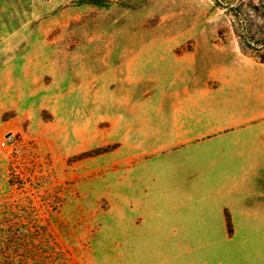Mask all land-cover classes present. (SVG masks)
Wrapping results in <instances>:
<instances>
[{"label":"rangeland","instance_id":"1","mask_svg":"<svg viewBox=\"0 0 264 264\" xmlns=\"http://www.w3.org/2000/svg\"><path fill=\"white\" fill-rule=\"evenodd\" d=\"M102 1L0 0L2 254L264 264V66L213 0Z\"/></svg>","mask_w":264,"mask_h":264},{"label":"trees","instance_id":"2","mask_svg":"<svg viewBox=\"0 0 264 264\" xmlns=\"http://www.w3.org/2000/svg\"><path fill=\"white\" fill-rule=\"evenodd\" d=\"M213 1L217 8L225 10L230 16L231 25L233 32L238 39L239 48L244 52L254 53L259 63L264 66V0ZM87 2L98 7L106 6V3L102 0H87ZM8 233L10 236H12L11 239L14 240L15 244L20 242V239H18L17 236L19 237L22 235L23 237H28L32 234V231L30 228H26L24 232H20L19 229H16L14 232L8 231ZM37 233L39 237L38 239H40V248H43L44 250H50L52 253L55 252L57 255L64 257L62 249L54 242V240L46 233V231L37 229ZM3 236L0 235V237ZM43 237H47L49 241L42 240ZM2 243L3 242L0 240V264H53V260L50 258L47 259L33 257V249L29 248L24 250L26 255H24L22 258H11L5 256L2 254Z\"/></svg>","mask_w":264,"mask_h":264},{"label":"crops","instance_id":"3","mask_svg":"<svg viewBox=\"0 0 264 264\" xmlns=\"http://www.w3.org/2000/svg\"><path fill=\"white\" fill-rule=\"evenodd\" d=\"M254 171L253 173H250V171ZM245 173H243L244 175H250L251 176V178L252 179H254L255 177H254V173H255V168H250V169H248L247 171H244ZM142 209V208H141ZM146 211V210H145ZM146 212H148V211H146ZM159 213V215L158 216H160L162 213H163V211H159L158 212Z\"/></svg>","mask_w":264,"mask_h":264},{"label":"built area","instance_id":"4","mask_svg":"<svg viewBox=\"0 0 264 264\" xmlns=\"http://www.w3.org/2000/svg\"><path fill=\"white\" fill-rule=\"evenodd\" d=\"M2 145H4V143H2Z\"/></svg>","mask_w":264,"mask_h":264}]
</instances>
